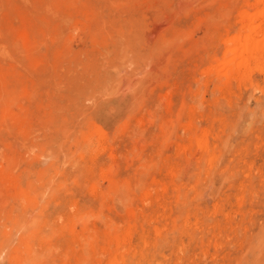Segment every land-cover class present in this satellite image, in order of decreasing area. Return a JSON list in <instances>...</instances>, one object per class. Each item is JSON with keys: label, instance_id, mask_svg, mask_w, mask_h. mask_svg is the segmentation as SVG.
Returning <instances> with one entry per match:
<instances>
[{"label": "rangeland", "instance_id": "374dc122", "mask_svg": "<svg viewBox=\"0 0 264 264\" xmlns=\"http://www.w3.org/2000/svg\"><path fill=\"white\" fill-rule=\"evenodd\" d=\"M259 12L0 0V264H264Z\"/></svg>", "mask_w": 264, "mask_h": 264}, {"label": "bare ground", "instance_id": "6f19581e", "mask_svg": "<svg viewBox=\"0 0 264 264\" xmlns=\"http://www.w3.org/2000/svg\"><path fill=\"white\" fill-rule=\"evenodd\" d=\"M259 12L257 15L250 16L244 14L243 31L245 34H239L228 40V46L224 52V56H232L226 60L223 66L228 69L246 66L248 63L257 62L259 59H264V29L261 26L254 24L256 18L263 15ZM261 31L262 38L259 39L256 34Z\"/></svg>", "mask_w": 264, "mask_h": 264}]
</instances>
